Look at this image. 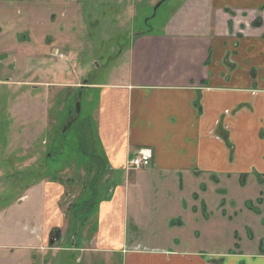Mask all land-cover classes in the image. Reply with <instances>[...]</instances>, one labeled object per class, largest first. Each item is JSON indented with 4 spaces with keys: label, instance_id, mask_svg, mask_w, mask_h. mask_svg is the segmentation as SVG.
Listing matches in <instances>:
<instances>
[{
    "label": "crops",
    "instance_id": "crops-1",
    "mask_svg": "<svg viewBox=\"0 0 264 264\" xmlns=\"http://www.w3.org/2000/svg\"><path fill=\"white\" fill-rule=\"evenodd\" d=\"M93 85L98 152L113 180L93 250L114 253L120 264H264L255 249L264 246V207L246 205L249 197L235 216L232 196L250 183L254 198L264 191V0H178L159 30L135 34L109 80ZM146 147L151 165L130 168ZM40 188L21 202L32 192L42 199ZM222 191L218 209L230 201L233 238L242 240L213 252L197 247L198 223ZM56 196H49L55 211ZM172 226L183 231L149 237ZM142 232L150 234L144 242Z\"/></svg>",
    "mask_w": 264,
    "mask_h": 264
},
{
    "label": "rangeland",
    "instance_id": "rangeland-1",
    "mask_svg": "<svg viewBox=\"0 0 264 264\" xmlns=\"http://www.w3.org/2000/svg\"><path fill=\"white\" fill-rule=\"evenodd\" d=\"M177 1L0 0V264L121 263L114 253L93 250L91 242L98 209L113 180L107 166L99 168L86 154L87 144L99 151L96 139L85 135L84 127L95 134L99 101V90L89 86L108 81L132 37L158 31ZM38 184L42 199L32 192L21 202ZM240 189L241 194L232 192L235 216L249 197L253 201L246 205L264 207V191L254 198L252 183ZM221 194L225 191L209 201V210L202 213L205 219L198 223L202 234L197 247L213 252L236 248L242 240L233 238L238 225L227 218L233 215L230 201L222 205L226 216L225 209H218ZM50 195L58 199L56 211L50 209ZM92 197L93 208L82 226L78 213L89 209L82 201ZM24 205L25 220L20 212ZM29 214L36 218L30 224ZM193 228L185 230L187 238ZM31 230L36 231L32 236ZM56 231L60 236L51 244ZM156 231L147 235L157 240L183 229ZM141 235L144 242L148 236ZM31 238L35 242L30 244ZM262 246H255L256 251H264Z\"/></svg>",
    "mask_w": 264,
    "mask_h": 264
},
{
    "label": "trees",
    "instance_id": "trees-1",
    "mask_svg": "<svg viewBox=\"0 0 264 264\" xmlns=\"http://www.w3.org/2000/svg\"><path fill=\"white\" fill-rule=\"evenodd\" d=\"M84 128H85V135L88 134L89 136H91V141H94V139H96V137H95V134H93L94 133L93 130L91 131L87 127H84ZM94 131H95V128H94ZM96 141H97V139H96ZM85 150H87L86 154L88 155V157L91 160V162H93V164L97 163L98 164L97 166L99 168L103 167V166L104 167L106 166L103 156L101 154H99L98 152H96V148L95 147H93L92 145L89 146L87 144V145H85ZM93 199H94V197L82 201L83 208H85V206L89 207V209L87 211H84V212L79 211V213H78L79 214V218L78 219L82 223V226L85 225V220L87 218V214L90 213V211L93 208V205H94V200ZM77 207H78V205L75 206V209H77Z\"/></svg>",
    "mask_w": 264,
    "mask_h": 264
},
{
    "label": "built area",
    "instance_id": "built-area-1",
    "mask_svg": "<svg viewBox=\"0 0 264 264\" xmlns=\"http://www.w3.org/2000/svg\"><path fill=\"white\" fill-rule=\"evenodd\" d=\"M153 157V149L146 147L139 149L136 155L130 160L129 167L132 169H139L149 167Z\"/></svg>",
    "mask_w": 264,
    "mask_h": 264
},
{
    "label": "water",
    "instance_id": "water-1",
    "mask_svg": "<svg viewBox=\"0 0 264 264\" xmlns=\"http://www.w3.org/2000/svg\"><path fill=\"white\" fill-rule=\"evenodd\" d=\"M165 1V0H164ZM162 4V2H159L156 7H155V10H157L159 8V6ZM79 95L81 96V92L79 93ZM80 110H81V101L79 100L77 103H76V113L77 115L80 113ZM60 236V232L59 231H56L50 238V243L51 244H54L55 240L57 238H59Z\"/></svg>",
    "mask_w": 264,
    "mask_h": 264
}]
</instances>
